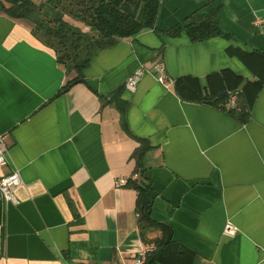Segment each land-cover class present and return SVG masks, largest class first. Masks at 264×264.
Returning a JSON list of instances; mask_svg holds the SVG:
<instances>
[{"label":"crops","instance_id":"0c3cea01","mask_svg":"<svg viewBox=\"0 0 264 264\" xmlns=\"http://www.w3.org/2000/svg\"><path fill=\"white\" fill-rule=\"evenodd\" d=\"M159 1L156 28L166 30L206 0ZM122 9L139 17L142 5ZM219 23L233 39L191 42L152 29L121 38L97 53L84 81L57 94L67 75L53 51L28 20L0 10V134L8 151L0 172L15 168L23 180L17 203L0 197V264H134L150 245L139 234L137 191L115 186L118 178L150 184L141 205L170 226L188 264H264V88L245 122L177 91L188 78L199 92H214L213 76L224 69L252 77L228 48L264 51V0H222ZM160 60L164 82L152 73ZM139 68L129 92L124 83ZM139 138L151 148L137 163ZM225 222L235 235L222 233Z\"/></svg>","mask_w":264,"mask_h":264},{"label":"trees","instance_id":"16d2710c","mask_svg":"<svg viewBox=\"0 0 264 264\" xmlns=\"http://www.w3.org/2000/svg\"><path fill=\"white\" fill-rule=\"evenodd\" d=\"M137 1L142 5L139 17L122 9L123 3L132 5ZM159 6V0H0L1 11L11 18L25 19L32 24L33 36L53 51L56 61L63 67L67 79L57 94L66 91L75 82L84 81L83 70L100 50L112 46L121 38L135 36L144 29H152L160 38L177 37L184 33L191 42H201L215 36L234 38L219 23L222 0H206L199 9L166 30L156 28ZM228 52L248 68L252 75L250 79L224 69L213 76V82L218 85L214 92H199L188 78L178 80L177 91L237 115L241 122H245L255 96L264 88V51L230 46ZM99 97L103 98L101 95ZM231 101L233 104L227 107ZM120 107L123 111L124 104ZM137 140L138 146L133 150L132 157L138 163L151 146L146 139ZM125 185L137 191L139 234L142 241L151 246L144 264H188V258L183 255L185 248L172 239L167 241L170 226L156 222L147 205H141V198L151 187L150 184L128 178ZM66 197L76 216L72 200L68 195ZM156 232L160 233V237Z\"/></svg>","mask_w":264,"mask_h":264},{"label":"built area","instance_id":"2783aa9c","mask_svg":"<svg viewBox=\"0 0 264 264\" xmlns=\"http://www.w3.org/2000/svg\"><path fill=\"white\" fill-rule=\"evenodd\" d=\"M144 70L142 68L137 69L133 72L125 81L124 88L133 92L136 88L137 81L139 77L143 74ZM152 73L155 75L156 79L159 82H164L166 80L165 75V67L164 63L160 60L156 62L153 66ZM233 101L227 104V107L232 105ZM8 151L7 147L3 141V137L0 134V170L3 166L7 165L8 162ZM127 179L126 178H118L115 181V186H125ZM23 184L22 177L20 172L17 169H12L6 174H2L0 172V197L6 203L12 202L17 203V199L15 197L14 191L17 187ZM236 227L230 222H225L222 233L226 236H233L236 233ZM151 250V246H147L144 249L140 250L134 256V264H144L146 253Z\"/></svg>","mask_w":264,"mask_h":264},{"label":"water","instance_id":"95a60500","mask_svg":"<svg viewBox=\"0 0 264 264\" xmlns=\"http://www.w3.org/2000/svg\"><path fill=\"white\" fill-rule=\"evenodd\" d=\"M223 94H225V92L222 93V94H220V96L223 95ZM148 211H149V206H148ZM170 239H171V234L168 235V237H167V241L170 240ZM179 251L181 252V250H179Z\"/></svg>","mask_w":264,"mask_h":264}]
</instances>
